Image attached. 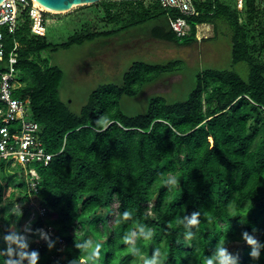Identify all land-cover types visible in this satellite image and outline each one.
<instances>
[{"label":"trees","instance_id":"16d2710c","mask_svg":"<svg viewBox=\"0 0 264 264\" xmlns=\"http://www.w3.org/2000/svg\"><path fill=\"white\" fill-rule=\"evenodd\" d=\"M192 3L196 13L186 17L190 31L182 37L170 25V19L181 16L179 11L162 8L157 0H104L98 4L112 25L109 31L82 29L52 43L46 35H33L26 17L7 38L8 47L12 42L18 46L17 67L26 83L17 97L30 100L29 114L41 126L45 150L54 155L48 165L32 164L41 179L39 194L48 210L46 217L31 223L32 233H24L29 211L8 214L18 221L16 230L28 235L29 251L39 253L37 264H80V258L94 264L89 248L77 249L76 243L83 245L92 236L94 244L106 232L109 236L95 264H132L145 253L153 255L156 248L164 264H205L218 243L228 252L231 245H240V252L232 255L235 264H264V123L255 129L253 125L264 114L262 0H243L242 9L229 0ZM148 22L160 23L154 28L157 38L178 44L195 42L199 25H212L216 34L220 24L227 26L233 61L249 66V78L233 71L206 70L198 74L197 85L185 100L168 103L154 96L146 112L130 116L121 109L123 97H136L143 86L180 70L179 61L138 62L125 74L123 85L98 88L80 114L71 113L59 95L63 72L41 53ZM254 24L257 35L252 34ZM100 116L112 121L103 132L95 130ZM11 168L17 167L2 165V180L12 175L14 187L22 190L11 194V200L16 197L25 206L23 178L20 173L8 174ZM174 177L179 185L172 187L168 182ZM7 188L0 184V206ZM17 203L10 205L14 208ZM97 209L107 210L106 215L82 222ZM125 210L131 213L128 220L122 216ZM194 212H200L199 225L186 227L184 217L190 220ZM44 225L52 226L64 245L49 239L54 244L49 249L48 241L35 232ZM150 232L153 237L145 240ZM188 232L192 240L185 238ZM245 232L261 245L258 260L250 255L253 248L243 238ZM6 235L0 231V253L7 247ZM125 238L131 243L125 244ZM124 255L129 258L123 262ZM4 259L0 256V264Z\"/></svg>","mask_w":264,"mask_h":264},{"label":"rangeland","instance_id":"374dc122","mask_svg":"<svg viewBox=\"0 0 264 264\" xmlns=\"http://www.w3.org/2000/svg\"><path fill=\"white\" fill-rule=\"evenodd\" d=\"M144 1L149 2V0ZM229 2L232 5L237 4L242 9L236 0H229ZM261 6L264 9V0H262ZM42 9L46 20V36L52 43L63 42L82 29L99 28L103 31L112 29V25L107 20L105 9L98 3L76 6L72 10L64 12L53 11L45 7ZM159 24L158 22H148L113 36L102 37L83 44H74L66 49L60 48L41 53V57L47 59L51 66L57 67L63 72L59 95L67 109L73 114H80L94 91L107 84L123 85L125 74L138 62L163 65L179 61L180 70L173 74H165L157 81L143 86L136 97H123L121 109L130 116L146 112L150 99L154 96L162 97L168 103L185 100L196 87L198 74L206 70L233 71L245 80L249 78V66L244 62L234 63L233 61L232 39L227 26L220 24L216 34L212 25H199L195 42L178 44L162 40L154 35V28ZM251 30L253 35L258 34L256 24L251 26ZM12 44L13 42L9 46ZM252 123H255L254 119ZM262 123H264V114L259 117L258 124H253L254 129ZM9 173H20L21 175L22 171L19 168H11ZM11 176L9 175V178L4 181L0 171V184L8 187L5 191V201L0 206V231H7L8 234L15 231L18 226V221L11 220L8 214L19 215L17 208L10 205L17 203L16 197L11 200V194H17L22 190L14 187ZM106 211L97 209L91 215L82 217L81 220L89 223L97 217L105 216ZM247 216L249 214L244 215V217ZM108 236L109 234L106 232L103 238L91 244L88 247L89 253L96 244L102 245ZM89 239L92 241V236H89ZM150 246L152 247L153 244L151 243ZM13 247L15 248V245ZM6 249L7 247H4L2 252H5ZM239 252V244L229 247L228 253L231 256L237 255ZM127 254L130 255L131 252L129 251ZM126 258L129 257L124 255L121 257V261L124 262ZM146 258L151 259L152 254L145 253L136 258L132 264H143Z\"/></svg>","mask_w":264,"mask_h":264},{"label":"built area","instance_id":"2783aa9c","mask_svg":"<svg viewBox=\"0 0 264 264\" xmlns=\"http://www.w3.org/2000/svg\"><path fill=\"white\" fill-rule=\"evenodd\" d=\"M157 1L164 9L179 11L180 17L170 19L171 28L178 37L188 35L190 25L186 17L194 16L196 13L192 0ZM238 4L242 7L243 0H238ZM26 17L30 21L33 35L46 34L44 10L35 0H5L0 4V171L3 164L6 168L10 164L11 167H17L22 171L21 177L28 200L25 206H21V210L29 211L25 226L29 221L32 223L44 219L48 214L47 208L41 204L39 194L41 179L32 164L41 162L48 165L54 157L43 146L40 124L29 114L30 100L17 97V92L24 89L26 83L20 79L17 67L18 46L13 43L8 47L7 38L16 33ZM16 122L20 123L18 129L12 126ZM18 205L20 204L17 203L15 208ZM40 229L47 233L49 239H58L52 226L44 225ZM58 241L64 245L63 240Z\"/></svg>","mask_w":264,"mask_h":264},{"label":"clouds","instance_id":"9594fccd","mask_svg":"<svg viewBox=\"0 0 264 264\" xmlns=\"http://www.w3.org/2000/svg\"><path fill=\"white\" fill-rule=\"evenodd\" d=\"M111 123L112 121L108 120L105 116H100L95 121V124H96L95 130L97 132L106 131ZM168 183H170L171 186L174 187L178 184V180L174 177ZM17 209L21 216L22 215L21 206L18 205ZM122 216L124 220H128L131 218V213L125 210ZM199 216H200V212H194L190 220L188 219L187 216H185L184 221H187L186 227L187 226H198L200 223ZM184 221H181V223L183 224ZM30 225H31V221H29L28 225L25 226L24 233H32V229ZM35 232L36 234H39L41 238L48 241L49 249H51L54 246L53 242L49 240L47 233H45L43 230L36 229ZM153 235L154 234L150 232L149 235L145 237V240L151 239ZM185 238L187 240H192L193 234L191 232H188ZM243 238L253 248V251L250 254L251 257L253 259L258 260L259 259V248L261 247V245H259L255 239L250 237L247 232L243 233ZM4 241L7 244V249L5 250V252L0 253V256L7 257V259H4V264H23L25 260L28 261V264H37L39 260V253L34 250L29 251L28 235L21 234L20 231L15 230L11 232L10 234L6 235L4 237ZM91 243H92L91 239L86 241V243L83 245L76 243V248L83 250V249L88 248L91 245ZM124 243L128 244V243H131V241L125 238ZM13 245H15V248L13 247ZM101 248H102V245L98 243L95 245L94 249L90 253L89 259H91L94 262V264L100 259ZM132 254L133 256H135L136 252L133 251ZM214 261H217L218 264H235L234 258L228 253L224 244H219V243L216 246V252L214 256H212L211 258L209 257L205 258V264H214ZM69 264H75V261H70ZM80 264H85V260L80 258ZM143 264H164V258L161 255L160 249L159 248L154 249L152 258L151 259L146 258Z\"/></svg>","mask_w":264,"mask_h":264},{"label":"water","instance_id":"95a60500","mask_svg":"<svg viewBox=\"0 0 264 264\" xmlns=\"http://www.w3.org/2000/svg\"><path fill=\"white\" fill-rule=\"evenodd\" d=\"M5 0H0V4ZM39 2L41 5L46 7L47 9L64 12L70 11L72 8L76 6H85V5H93L99 3L104 0H35ZM113 1H121V0H113Z\"/></svg>","mask_w":264,"mask_h":264},{"label":"bare ground","instance_id":"6f19581e","mask_svg":"<svg viewBox=\"0 0 264 264\" xmlns=\"http://www.w3.org/2000/svg\"><path fill=\"white\" fill-rule=\"evenodd\" d=\"M36 3H37L38 5H40V7H42V8L44 7V6H43V5H41L39 2H37V1H36ZM45 8H46V7H45Z\"/></svg>","mask_w":264,"mask_h":264}]
</instances>
